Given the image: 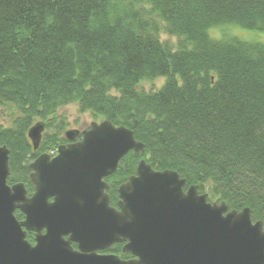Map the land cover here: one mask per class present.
I'll return each instance as SVG.
<instances>
[{
  "label": "trees",
  "instance_id": "obj_1",
  "mask_svg": "<svg viewBox=\"0 0 264 264\" xmlns=\"http://www.w3.org/2000/svg\"><path fill=\"white\" fill-rule=\"evenodd\" d=\"M224 24L264 33V0H0V106L12 118L0 125L7 183L34 191L30 163L67 142L64 121L49 129L60 107L76 103L143 143L105 177L112 206L144 158L175 170L184 189L196 185L230 210L248 207L264 224V42L209 34ZM156 78L164 79L158 89L140 87ZM36 120L45 132L34 150L27 131ZM106 251L131 256L122 243Z\"/></svg>",
  "mask_w": 264,
  "mask_h": 264
},
{
  "label": "water",
  "instance_id": "obj_2",
  "mask_svg": "<svg viewBox=\"0 0 264 264\" xmlns=\"http://www.w3.org/2000/svg\"><path fill=\"white\" fill-rule=\"evenodd\" d=\"M44 128L38 120L27 131L34 150ZM64 137L54 156L30 163V196L23 182L7 183L9 151L0 145V264H264V224L248 207L208 202L196 185L184 190L175 170H156L144 158L119 185L117 207L110 205L104 178L144 148L128 127L102 119ZM115 242L132 257L99 252Z\"/></svg>",
  "mask_w": 264,
  "mask_h": 264
},
{
  "label": "rangeland",
  "instance_id": "obj_3",
  "mask_svg": "<svg viewBox=\"0 0 264 264\" xmlns=\"http://www.w3.org/2000/svg\"><path fill=\"white\" fill-rule=\"evenodd\" d=\"M209 34L213 38H223L225 36H236L238 38H241L243 40L247 41H260L264 42V33L259 32L256 30L243 28L238 25H232V24H224L220 26L213 27L209 30ZM160 37L162 40L168 41L170 44H175L176 37L171 36L164 31L160 34ZM164 82L163 78H156L154 80H145L142 81L140 84V87L145 90H156L158 89L162 83ZM11 111L7 107H1L0 106V125L2 126H10L12 124V118L10 116ZM56 118L54 119L53 125L49 129V131H54L57 129V122L64 121L66 127L61 132V135L64 134L66 130H78L83 131L84 129H87L91 122L93 121H100L101 118L95 119L90 112L85 111L82 112L79 110L78 105L76 103L68 104L63 107H60L57 110ZM37 121V120H36ZM45 132V129H44ZM50 154V153H49ZM56 154V151L54 154H51L52 156ZM216 202V200H212L210 202Z\"/></svg>",
  "mask_w": 264,
  "mask_h": 264
}]
</instances>
